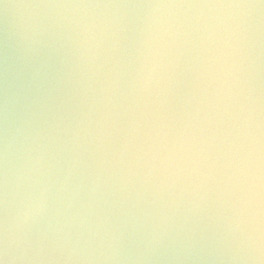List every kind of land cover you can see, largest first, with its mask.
<instances>
[{"label":"clouds","instance_id":"obj_1","mask_svg":"<svg viewBox=\"0 0 264 264\" xmlns=\"http://www.w3.org/2000/svg\"><path fill=\"white\" fill-rule=\"evenodd\" d=\"M0 264H264V0H0Z\"/></svg>","mask_w":264,"mask_h":264}]
</instances>
